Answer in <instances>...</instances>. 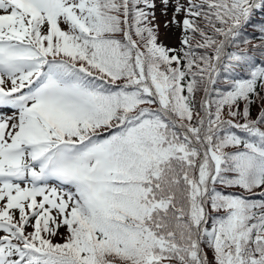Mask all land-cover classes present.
<instances>
[{"label": "snow or ice", "instance_id": "obj_1", "mask_svg": "<svg viewBox=\"0 0 264 264\" xmlns=\"http://www.w3.org/2000/svg\"><path fill=\"white\" fill-rule=\"evenodd\" d=\"M157 7L0 0V264H264V0Z\"/></svg>", "mask_w": 264, "mask_h": 264}, {"label": "rangeland", "instance_id": "obj_2", "mask_svg": "<svg viewBox=\"0 0 264 264\" xmlns=\"http://www.w3.org/2000/svg\"><path fill=\"white\" fill-rule=\"evenodd\" d=\"M158 7L156 11V23H158L162 29V43L169 48H179L181 40V30L172 25H169L168 28L164 27V21L170 20L172 16V10L169 8L168 15L164 16L161 14V9L159 7V0H157ZM8 115H11V112H7ZM23 186V185H22Z\"/></svg>", "mask_w": 264, "mask_h": 264}, {"label": "trees", "instance_id": "obj_3", "mask_svg": "<svg viewBox=\"0 0 264 264\" xmlns=\"http://www.w3.org/2000/svg\"><path fill=\"white\" fill-rule=\"evenodd\" d=\"M261 20H264V15L257 14L252 22L253 23H258ZM245 33L247 35H249L250 37H254V38L252 39L250 45L241 44V49L242 50H250V51H252V50L255 49V46L260 43V40L258 38V33L254 29H252L251 27H248L247 29H245ZM258 109H259V105L253 107V109H252L253 118L256 117V115L258 113ZM29 231H31V229H29ZM61 231H64V230L61 229ZM54 242H62V241L58 237L57 240L54 241Z\"/></svg>", "mask_w": 264, "mask_h": 264}]
</instances>
